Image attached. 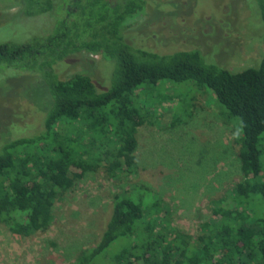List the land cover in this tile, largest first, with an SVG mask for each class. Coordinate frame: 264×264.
Instances as JSON below:
<instances>
[{
  "label": "trees",
  "instance_id": "16d2710c",
  "mask_svg": "<svg viewBox=\"0 0 264 264\" xmlns=\"http://www.w3.org/2000/svg\"><path fill=\"white\" fill-rule=\"evenodd\" d=\"M72 1L77 11H67L55 33L0 44V64L28 68L29 63L48 95L43 130L0 148V222L14 234L30 236L51 224L55 201L85 173L103 169L110 178L131 174L137 128L146 117L136 90L163 81L191 82L208 88L227 116L239 120L243 179L219 200L214 217L194 240L178 231L167 242L156 225L161 217L144 222L155 205L144 206L127 193L115 195L99 242L71 264H264V180L259 179L258 148L264 133V58L258 67L232 72L209 63L196 49L160 54L134 47L124 41L121 29L143 13L147 0ZM254 1L264 25V0ZM20 2L29 16L62 4ZM82 50L114 62L110 88L98 90L85 74L61 80L53 72L56 61ZM119 239L126 244L106 253Z\"/></svg>",
  "mask_w": 264,
  "mask_h": 264
},
{
  "label": "rangeland",
  "instance_id": "374dc122",
  "mask_svg": "<svg viewBox=\"0 0 264 264\" xmlns=\"http://www.w3.org/2000/svg\"><path fill=\"white\" fill-rule=\"evenodd\" d=\"M57 7L29 16L20 0H0V44L55 33L66 12L77 11L72 0ZM121 34L126 43L160 54L196 49L209 63L232 72L258 67L264 58V25L254 0H147L143 13ZM26 66L0 64V148L43 130L46 85ZM52 69L61 80L88 75L98 90H106L114 62L82 50ZM135 97L146 117L136 132L133 172L113 178L103 169L85 173L55 201L51 224L30 236L14 234L0 222V264H71L99 242L114 197L123 193L139 197L144 206L155 205L144 222L161 217L156 225L167 242L178 231L193 240L202 234L219 200L244 177L239 120L227 116L208 88L191 82H159L136 90ZM258 148L259 179L264 180V133ZM126 242L116 240L106 253Z\"/></svg>",
  "mask_w": 264,
  "mask_h": 264
}]
</instances>
